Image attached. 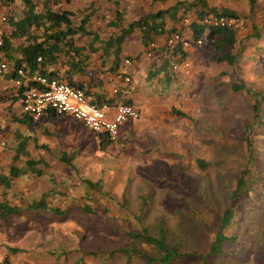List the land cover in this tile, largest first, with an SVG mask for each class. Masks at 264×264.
Instances as JSON below:
<instances>
[{
  "label": "rangeland",
  "instance_id": "374dc122",
  "mask_svg": "<svg viewBox=\"0 0 264 264\" xmlns=\"http://www.w3.org/2000/svg\"><path fill=\"white\" fill-rule=\"evenodd\" d=\"M237 15L245 21L231 50L239 56L237 63H216L212 48L192 47L187 75L170 84L157 76L147 80L143 91L137 89L139 119L124 126L104 152L94 135L74 128L69 134L55 131L57 144H47L51 154L29 149L34 159L46 158V167L41 176L25 177L8 189V206L21 213L0 221V264H123L119 258L111 262L91 254L122 245L126 232L158 222L168 243L183 252H200L211 233L198 216L213 223L247 169L249 178L258 179L254 193L246 194L239 232L247 264L253 263L251 245H264V206L257 202L264 198V72L259 61L264 48L258 49L260 37L254 38L259 18ZM142 62L149 70L156 63ZM232 84L245 88L234 92ZM11 132L8 127V137ZM14 145L8 143V151ZM11 155L8 168L21 167ZM85 180L100 188L90 189ZM42 198L48 207L66 210L64 218L26 210ZM192 261L176 264H198Z\"/></svg>",
  "mask_w": 264,
  "mask_h": 264
},
{
  "label": "trees",
  "instance_id": "16d2710c",
  "mask_svg": "<svg viewBox=\"0 0 264 264\" xmlns=\"http://www.w3.org/2000/svg\"><path fill=\"white\" fill-rule=\"evenodd\" d=\"M51 1L13 0L12 2L6 3L10 6L17 2L23 7V15H19L16 11L8 14L6 23L8 26V35L4 31L0 34L2 41L0 47V62L7 64L9 68L7 74H11L8 75L11 81L17 78V70L22 69L26 76L35 75L45 77L48 80H56L57 82L66 83L74 88L81 89L93 96L95 95L87 87L74 81L76 75H83L89 71L94 73V70L90 69L89 66V56L84 54L86 49L77 45L79 36L91 37V43L87 45V51L89 53H96L102 47L106 51L114 48V53L117 54L126 37L134 30L140 31V39L144 45L154 41L156 37L166 34L167 32L164 30L163 23L164 15L171 14L175 16L179 9L184 8V2L178 0L179 2L168 10L148 14L134 22H130L127 28L121 29L119 35L101 39L96 32L87 30L89 16L82 19L79 24H75L72 20L74 17L73 13L54 10L51 7ZM197 1L201 4L202 9L195 12L196 21L190 24V35L193 41L198 40L203 35L204 27L200 24L203 18L208 14L218 13L214 9L207 10L205 8L206 4L202 0ZM249 3L253 5L254 0H249ZM220 14L237 17L236 14L228 11H223ZM121 22L122 18L119 12H115L114 19L108 23V26L119 29ZM239 33L241 32L233 30H210L201 47L204 50L209 48L213 49L214 55L212 58L216 63H225L233 67L237 63L239 56L231 53V50L236 48L235 45L237 44V35ZM14 40H22L23 44L14 47ZM211 40L212 42H210ZM97 44L100 46L95 47ZM165 53L170 59H174L173 64L182 63L189 57L188 53L181 49L180 46H176L171 51H166ZM104 54H106L105 51ZM60 58L64 59L63 64L66 67L63 77L58 71L52 70V66H58L60 64ZM167 61L169 60L167 59ZM173 64H167L170 72H164V69L161 70L164 73V81L166 83H170V74L173 75V72H171ZM261 64L264 69V56L261 59ZM231 88L232 91L238 92L245 88V86L232 84ZM21 92L22 89L18 90L19 97L21 96ZM101 96L95 97L101 99L103 98ZM108 102L111 103L112 100L108 99ZM124 103L130 104L128 102ZM173 113L180 117H185L176 110ZM26 117L13 118V121L29 126V122H33L34 120L30 116L27 117L29 119H26ZM51 117L56 118L57 116L53 114ZM94 136L97 138L98 147L102 152L113 144L103 134H94ZM16 139L18 143L14 149L13 163L20 162L22 166L16 167L11 165L8 168V180L6 181L2 178L0 181L8 189L16 182H22L25 177L41 176L42 167H46V163L43 160L36 161L30 158L26 149L28 138H21L17 134ZM40 149L47 148L41 146ZM47 151L50 152L48 149ZM60 161L69 163L65 159ZM200 165L203 167V164ZM247 170L242 172L236 179L233 189L227 196L225 208L217 214L213 223L207 225L204 221V216H198V219L204 224L203 226L211 233L209 242L202 251L183 252L181 248L168 243L165 238V230L161 228V223L158 222L153 228L144 227L141 232H126L125 242L122 245L116 246L115 248L100 246L98 250H103L101 248L108 249H104V252L99 251L91 255L95 256L99 254L103 256L105 261L111 260V262L119 258L123 260V264H131L133 260H137L139 264H176L181 261L192 263L193 259L198 264H247L249 257L248 252L244 250L245 244L241 241L243 235L239 232V223L242 218L241 208L245 207L248 203L245 200L246 194L253 192V186L257 183L258 179L256 176L252 178L250 176L249 178V171L247 172ZM84 184L93 190L100 188V184L97 182L93 183L85 180ZM257 202L259 206H264V198L258 197ZM77 209L88 214L94 213L88 207H78ZM26 210L30 212H44L53 217L64 218L66 215V210L61 211L57 208L48 207L44 202V198L32 202L27 206ZM20 213L19 208L0 204V218L14 217L20 215ZM260 247L262 249L260 254L255 253V250ZM250 249L249 255L254 257L252 264H264V245L253 243Z\"/></svg>",
  "mask_w": 264,
  "mask_h": 264
},
{
  "label": "crops",
  "instance_id": "0c3cea01",
  "mask_svg": "<svg viewBox=\"0 0 264 264\" xmlns=\"http://www.w3.org/2000/svg\"><path fill=\"white\" fill-rule=\"evenodd\" d=\"M181 1L184 2V8L179 9L175 16H172L171 14L164 15V30L167 33L156 37L154 40L157 43L158 48L151 58L154 59L156 63L153 64V67L150 70L146 69L144 66L145 63L142 62V60L147 59L144 56V52L148 44H142L139 30H134L128 37H126L117 54L114 53V48L106 51L102 49V47L98 49L96 53H89L87 51V45L91 43V37L79 36L77 39V45L86 49L84 54L89 56V66L90 69L94 70V73L89 71L83 75H76L74 77V81L83 84L95 96L98 97L99 95H102L101 97L103 98L100 97L101 99H111L112 104L128 102L140 113V109L137 107V89H141L143 91L144 88L147 87L145 84L147 80L152 81L154 77L160 76L164 80V73H162L161 70L164 69V72H170V68L167 67V64H173L174 59H170L165 53L167 51H165L164 45L166 37L174 32L182 34L190 42L193 41L191 40L190 26L185 24L184 20H188L190 23L195 22V12L202 9L201 4H199L197 0ZM202 1L206 4L205 8L207 10L214 9L218 13L228 11L236 15L239 12H246L247 15H256L259 20L253 25V28H257V33L254 38L257 40L260 37L258 39V49H260V46L264 48V0H254L253 5H250L248 0ZM178 2V0H52L51 7L54 10L73 13L74 17L72 20L75 24H79L82 19L89 16L87 30L96 32L101 39H106L110 36L114 37L119 35L121 29L127 28L130 22H134L148 14H155L159 11L168 10L174 7ZM38 4L40 5L39 2ZM242 6H246L248 10L243 8L241 9ZM256 6H258V9ZM13 11L18 12L19 15H23V7H21L17 2L10 6L6 3H3L0 6V14H6L7 18L8 14ZM115 12H119V15L122 18L119 29L110 28L108 26V23L114 19ZM251 16L250 19L251 22H253L254 17L252 16L251 18ZM2 30L8 35V26L3 27ZM258 33L261 34L259 35ZM20 44H23L22 40L13 41L14 47ZM237 44L235 46H237ZM99 46L100 45L97 44L95 47ZM192 47L194 49L196 48L195 45H192L191 48L184 51L190 55V49L194 50ZM104 51L106 54H104ZM263 56L264 52L260 51V64ZM126 59L131 60V66H126L124 64ZM167 59L169 61H167ZM187 60H189V57ZM59 61L60 64H58V66H52V70L58 71L63 77L64 70L66 69L63 64L64 59L60 58ZM157 64L160 65L157 66ZM261 68L264 72L262 64ZM120 73L128 75L131 78V83L128 86H124L120 82L116 81V75ZM142 73H144V77L139 79L142 76ZM8 75L11 74H6L5 76L0 77V128L2 129L0 132V144H5L3 148L0 147V181L2 178L6 181L8 180L9 153L12 154V159L14 156V151H8V143H15L14 147H12L14 150L16 144L18 143V140L16 139L17 134H19L21 138H28L26 142V149L30 158L36 161L40 159L42 160V158L43 161H45L46 158L43 156L42 158L34 159L33 154L30 153L29 149L40 153L48 149L47 144L56 145L57 142L56 144L54 142L56 139V132L69 134L71 128H74L75 130L89 132L91 135H94L83 125L74 121L71 117L57 116L56 118H52L51 115L53 114L51 113L44 115L38 121L29 122V126L15 123L13 118H24V116H29L21 111V98L19 97V93L16 89L12 88V81ZM171 77H173L172 74H170L169 82L174 83L175 80L172 81ZM246 80H248V77ZM115 87L119 89V94L112 96L111 90ZM142 91H138V93ZM27 117L26 119H29ZM8 127L12 130L9 135L10 137H8ZM41 146H45L47 149H40ZM0 204L8 206V187L6 188L3 183H0ZM7 219L8 217L0 218V221H5Z\"/></svg>",
  "mask_w": 264,
  "mask_h": 264
},
{
  "label": "built area",
  "instance_id": "2783aa9c",
  "mask_svg": "<svg viewBox=\"0 0 264 264\" xmlns=\"http://www.w3.org/2000/svg\"><path fill=\"white\" fill-rule=\"evenodd\" d=\"M13 0H0V6L3 3L12 2ZM7 15L0 14V34L7 23ZM184 23L190 26L188 20ZM200 24L204 27L201 38L190 42L180 33H172L165 39V50L171 51L176 46L183 50H188L192 45L202 46L210 30H233L243 32L245 21L239 16H225L220 13L206 15ZM212 42V40L210 41ZM2 41L0 39V47ZM158 48L155 41L149 42L144 52L147 59H151ZM126 66L131 65V61H124ZM191 63L185 59L182 63L173 64L172 81L178 80L182 75H187L190 71ZM9 68L6 63L0 62V77L7 74ZM17 78L12 81V88L21 92V111L38 121L46 114L56 116H69L74 121L83 125L93 134H103L115 143L121 132V129L129 123L139 119V111L131 104L116 103L111 104L106 99H97L95 96L87 94L81 89L74 88L66 83L48 80L42 76H26L22 69L17 70ZM116 81L124 86L131 83V78L125 74H117ZM111 95L119 94L117 87L111 90ZM5 144L1 143L0 147Z\"/></svg>",
  "mask_w": 264,
  "mask_h": 264
}]
</instances>
